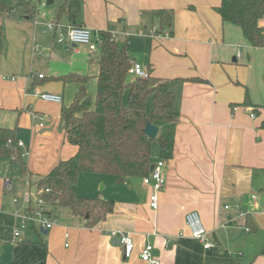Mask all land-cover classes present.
Instances as JSON below:
<instances>
[{"label": "crops", "instance_id": "obj_1", "mask_svg": "<svg viewBox=\"0 0 264 264\" xmlns=\"http://www.w3.org/2000/svg\"><path fill=\"white\" fill-rule=\"evenodd\" d=\"M42 1L34 0L35 7H41ZM63 1L53 0L52 15L42 8L49 19L67 26V15H58ZM219 3L82 0L77 25L96 35L101 30L114 33L132 62L166 79L179 118L160 125L158 133L173 140V155L164 159L165 184L156 209L148 204L151 187L143 184L138 188L144 194L137 188L136 194L114 195L113 211L94 226H86L80 216L62 213V221L47 232L29 227L19 238L13 236L19 223L16 212L27 195L33 199L37 180L77 150L65 138L60 111L71 103L79 84L51 78L88 75L85 87L93 97L99 68L86 46L58 42L56 31L45 32L24 10L0 18L4 27L0 126L15 128L28 153L23 159L26 173L20 170L18 179L21 189L6 187L10 168L4 162L8 158L0 156V264H145L138 253L146 243L153 245L160 264H264L263 78L260 82L251 58L256 47L238 26L222 21L214 9ZM158 9L173 11L172 26L164 29L171 32L169 36L152 34L153 30L162 33L154 14ZM260 24L264 28V17ZM239 64H246L249 75L240 72ZM33 89L58 93L62 102L44 101L33 95ZM156 149L152 163L159 158ZM99 182L78 195L104 199ZM192 210L198 212L212 248L204 249L186 227L185 215ZM110 229L132 235L135 248L130 257L124 258L121 245L107 235ZM65 230L68 240L63 237Z\"/></svg>", "mask_w": 264, "mask_h": 264}, {"label": "trees", "instance_id": "obj_2", "mask_svg": "<svg viewBox=\"0 0 264 264\" xmlns=\"http://www.w3.org/2000/svg\"><path fill=\"white\" fill-rule=\"evenodd\" d=\"M40 1V0H39ZM82 0H64L58 15L66 14L72 25H77ZM15 9H23L33 18L34 0H17L10 5L0 0V18L14 16ZM224 22L241 29L244 38L254 47L264 44V0H220L215 8ZM160 29H170L173 11L158 9ZM169 34L171 32H168ZM99 50L95 55L98 64L96 91L92 97L85 84L90 76L65 74L52 77L63 82L79 84L73 100L62 106L60 119L67 141L77 147L74 155L59 160L45 177L37 180V188H48L42 194L52 212L68 210L74 216L84 218L91 227L104 220L113 211L114 200L79 196L78 179L81 173L109 174L115 177H145L149 175L151 147L155 144L159 157L169 159L173 155V140L161 133L154 139L143 132L147 122L155 125L176 123L178 112L174 108V93L166 79L150 75L146 78L128 74L132 58L126 46L111 40V33L101 30ZM4 45V27L0 22V58ZM244 103H249L246 93ZM150 108H148V105ZM264 129V121L261 123ZM15 128L0 126V156L10 158L26 173L21 158ZM36 228V227H33Z\"/></svg>", "mask_w": 264, "mask_h": 264}, {"label": "built area", "instance_id": "obj_3", "mask_svg": "<svg viewBox=\"0 0 264 264\" xmlns=\"http://www.w3.org/2000/svg\"><path fill=\"white\" fill-rule=\"evenodd\" d=\"M45 4L46 3L43 0L41 2V7H35L33 16V21L35 24L41 23L45 28V32L52 33L56 31L58 42L66 41L71 44L84 45L92 53H95L99 50L101 38L98 34H94L91 28L72 24L64 26L57 20L49 19L42 8L45 6ZM64 29L65 32L63 31ZM152 34L154 36L156 35L157 37H159L160 35L169 36V33L167 31L158 33L156 32V30H153ZM111 40H117V36L114 33H111ZM240 55V52H238L237 56L239 57ZM128 74L133 77L142 78H146L149 76L148 71L137 62L131 63V66L128 69ZM37 76L39 78H42L43 74L39 73ZM262 83L264 84V76L262 79ZM33 95L48 102H62V96L54 92H40L37 89H33ZM234 109H236V107H234ZM250 116L254 117V113H250ZM18 146H24L23 142L19 140ZM22 157H24V155H22ZM153 164L154 166L150 170L149 175L142 178V183L151 187L148 204L150 208L156 209L158 207L159 192L162 190L165 184V160L159 157L155 162H153ZM6 187L8 189L12 187L10 181H6ZM48 192V188H37L35 193L33 194V199H31L32 195H27L21 211L16 212V216H18L19 218V223L13 229V236L15 238H19L21 236V232L29 227L50 230L56 225L58 214L49 210V205L42 196V194ZM252 198H255V195H252ZM13 200L14 202L17 201L16 198H13ZM228 207V205L224 206V208ZM185 224L191 236L200 241L204 249L212 248L214 246V243L208 241L206 238L207 231L204 228L197 211L192 210L185 215ZM107 235H109L111 238L118 239V244L121 245V250L124 258H128L131 256L135 248V243L130 233L116 229H110L108 230ZM63 237L65 238V240H68V230L64 231ZM65 246H68V242L65 243ZM152 251L153 245L146 243L138 253L140 259L145 264H160V261L154 258Z\"/></svg>", "mask_w": 264, "mask_h": 264}, {"label": "rangeland", "instance_id": "obj_4", "mask_svg": "<svg viewBox=\"0 0 264 264\" xmlns=\"http://www.w3.org/2000/svg\"><path fill=\"white\" fill-rule=\"evenodd\" d=\"M6 2H8L10 5H14L16 0H4ZM46 9H48L50 12V14L52 15V5H47L45 4L44 6ZM16 10V14L15 15H19L20 12L22 13L23 9H15ZM33 20V18H31ZM84 46V45H83ZM256 56L253 57L254 55H251V58H254V60L256 61V67L255 71L256 73H260V82L261 79L264 76V44L261 46H257L256 47ZM140 53V51H137V53ZM135 53V52H134ZM96 55V53H94ZM242 65V68L240 69V72L244 75H249V70L246 67V64H239ZM258 79V77H257ZM151 104H149L150 107ZM20 141H22L24 143V141L22 139L19 138ZM25 144V143H24ZM19 151L21 154V158L25 159L24 157H26L28 155V153L26 152L25 149V145L24 146H19ZM22 155H24V157H22ZM152 155L153 157H157L158 156V152L156 149V145L152 144L151 147V159H152ZM8 158V157H7ZM5 160V159H2ZM4 162H8L7 163V167L10 168V170H7L6 172V180L5 181H10L12 187H16L17 189L20 187H17V185L19 184L18 179H19V175H20V169H19V164L17 162H13L10 158H8L6 161ZM120 178L123 177H113L112 175L109 174H98V173H81L78 179V184H77V192L80 194L81 191H87L91 188L92 185H95L97 182H99V180H101L98 184V189L100 191V193H104L105 197L104 199L109 200V199H113L114 195H119V196H124L127 194V192H135V190H137L138 186L140 187V185H143V183L141 182V178L139 177H127L125 179V181H119ZM101 185H103V188H101ZM22 187V186H21ZM101 188V189H100ZM21 189V188H20ZM139 193L144 194V189L143 188H138ZM15 192V191H14ZM83 196H88V195H83ZM22 198V196H20ZM62 213H70L68 210H61L60 212H58V220L57 223L60 222V220L62 221ZM39 230V229H38Z\"/></svg>", "mask_w": 264, "mask_h": 264}, {"label": "water", "instance_id": "obj_5", "mask_svg": "<svg viewBox=\"0 0 264 264\" xmlns=\"http://www.w3.org/2000/svg\"><path fill=\"white\" fill-rule=\"evenodd\" d=\"M53 2V0H46V4L47 5H50L51 3ZM131 79H133V76L130 77ZM143 132L145 133V135L148 137V138H151V139H154L158 132H159V126L158 125H155V124H152L150 122H147L143 128ZM154 164L152 163L150 165V170L153 168ZM122 178H120L119 181H121ZM41 232L45 233L47 232L46 229H40ZM115 244H118V239H115Z\"/></svg>", "mask_w": 264, "mask_h": 264}]
</instances>
